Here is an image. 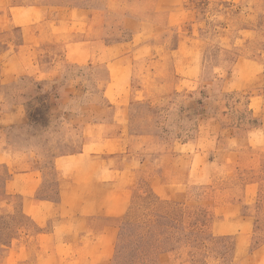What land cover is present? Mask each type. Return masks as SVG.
Masks as SVG:
<instances>
[{"label": "rangeland", "instance_id": "1", "mask_svg": "<svg viewBox=\"0 0 264 264\" xmlns=\"http://www.w3.org/2000/svg\"><path fill=\"white\" fill-rule=\"evenodd\" d=\"M18 1L84 9L63 10L79 22L71 37L64 31L72 40L95 42L94 58L85 62L59 59L63 48L51 42L35 66L30 62L37 73L14 82L8 93L26 103L30 118L29 127L13 131L21 143L29 140L50 162L55 153L81 150L84 121L112 117L113 107L125 106L139 179L130 211L115 220L118 239L107 264H264L263 255H253L264 245V0ZM20 38L17 29L1 33L0 53ZM108 42L125 46L120 56L111 50L118 58L110 62L103 60ZM53 66L51 77L40 74ZM250 101L262 107L259 113ZM173 147L183 159L170 157ZM189 167L190 182L175 190V199L150 188L153 171L183 180ZM49 174L51 188L55 174ZM10 176L0 166L2 241L8 232L14 241L37 231L21 214L20 199L6 191ZM244 197L252 205L229 204ZM6 249L0 246V264Z\"/></svg>", "mask_w": 264, "mask_h": 264}, {"label": "crops", "instance_id": "2", "mask_svg": "<svg viewBox=\"0 0 264 264\" xmlns=\"http://www.w3.org/2000/svg\"><path fill=\"white\" fill-rule=\"evenodd\" d=\"M23 2L0 0V34L16 29L21 33L15 48L7 46L0 53V166H5L11 174L5 186L7 193L20 199L21 214L33 222L37 231L34 234L26 231L19 239H14L1 258L4 264L32 259L41 264V257L53 258L54 264H107L114 258L118 239L115 220L130 211L133 188L139 179L138 164L131 160L135 161L138 155L128 152L129 121L122 116L126 109L118 105L112 108V117L98 119V122L84 121L81 150L55 153L50 162H46L44 153L30 145L29 140L20 142L13 131L29 127L30 118L26 103L15 101L8 93L15 86L14 82L21 75L37 73L30 62L35 66L34 62L42 58V52L51 42L63 48L64 53L56 54L59 59L64 57L75 62L93 59L89 46L95 43L93 39L80 42L70 38L79 22L67 20L66 16L82 13L84 9ZM42 9L45 11L41 13ZM63 10L69 14H63ZM64 30L70 31V37ZM117 44L103 43L108 51L103 60L110 62L118 58L111 55V50L117 51L115 55H122L120 50L125 46L117 47ZM144 46L139 48L145 50ZM39 71L51 77L54 66ZM249 104L253 114L261 111V106H253L252 101ZM67 122L77 124L73 118ZM108 126L116 127L112 132ZM251 130L253 133L254 129ZM252 133L248 132L249 139ZM174 149L170 157L183 159L186 154L177 156ZM169 168L173 170V166ZM190 168L183 180L176 179L175 174L171 179H164V172L153 171L150 188L159 198L173 200L175 190L182 183L190 182ZM50 171L55 174V186L51 188ZM229 204L234 207L252 205L245 197L241 201L229 200ZM253 255L264 256V245L258 246Z\"/></svg>", "mask_w": 264, "mask_h": 264}, {"label": "trees", "instance_id": "3", "mask_svg": "<svg viewBox=\"0 0 264 264\" xmlns=\"http://www.w3.org/2000/svg\"><path fill=\"white\" fill-rule=\"evenodd\" d=\"M2 233H0V235H1ZM13 233L12 232H8L6 235H7V237H8V240H6V241H2V239L0 240V246H3V245H5V246H7V245H9L11 242H12V240H13V235H12Z\"/></svg>", "mask_w": 264, "mask_h": 264}]
</instances>
